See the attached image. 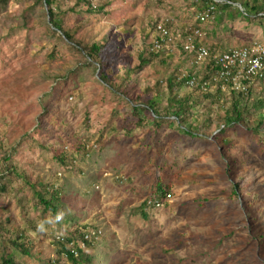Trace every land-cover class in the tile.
Here are the masks:
<instances>
[{
    "label": "rangeland",
    "instance_id": "374dc122",
    "mask_svg": "<svg viewBox=\"0 0 264 264\" xmlns=\"http://www.w3.org/2000/svg\"><path fill=\"white\" fill-rule=\"evenodd\" d=\"M90 1L94 12L75 6V0H54L52 9L76 40L104 44L97 64L112 85L130 76L125 95L100 81L99 69L95 72L85 52L73 50L59 33L51 35L46 7L34 0L0 5V175L12 168L27 173L32 183L39 178L63 187L66 210L77 214V225H92L91 231L100 234L93 249H84L95 256L94 264H264V249L252 238L250 205L234 198L230 187L240 176L254 181L247 194L255 196L256 215L264 211V131L237 126L215 133L217 117L233 99L230 93L210 105L201 99L214 121L201 138L187 137L177 123L155 132L148 113L135 127L129 106L128 97L146 101L159 96L165 104L169 76L200 71L178 45L155 61L141 65L139 59L149 57L156 23H168L176 43L182 42L185 31L196 25L199 2ZM238 1L252 6L256 0ZM236 9L218 8L213 21L200 26L202 44L228 49L264 42V19L254 13L243 19ZM261 89L255 87L250 99H258ZM194 91L183 87L179 95L196 99L201 92ZM75 144H83L85 151L74 152ZM55 149L68 156L66 166L55 159ZM226 158L234 171L226 170ZM158 178L170 186V194L160 207L149 208L147 201L157 200ZM30 190L23 180H12L0 193V220L10 228H28L35 249L41 250L36 259L15 255L18 262L47 264L56 258L51 245L55 224L42 218ZM63 227L74 229L72 223ZM4 243L0 240V251ZM57 264L71 263L62 255Z\"/></svg>",
    "mask_w": 264,
    "mask_h": 264
},
{
    "label": "trees",
    "instance_id": "16d2710c",
    "mask_svg": "<svg viewBox=\"0 0 264 264\" xmlns=\"http://www.w3.org/2000/svg\"><path fill=\"white\" fill-rule=\"evenodd\" d=\"M8 0H0V5L5 6ZM37 4H40L41 7L47 8V18L49 19V24L53 30L49 31L52 33L51 35L60 34L59 39L63 40L64 42L72 45L73 50H77L78 52H85L86 53V60L87 58L92 61V65L94 66L95 72L99 69V79L102 83L111 85L114 92H119L118 94L125 95L124 93V85L126 81L129 79L130 76H126L122 80V83L119 86L112 85L109 82L108 77L103 72V66L101 64H97L96 61L99 51L104 44H96L93 43L91 45L85 44L82 41L76 40L72 35H70L69 31L64 30L63 23L57 17V14L53 12L52 5L54 0H34ZM199 2V7L197 12H204L209 5H215L216 10L219 8L223 9H236L234 8L235 4L241 6L246 13H242L239 9L235 11L243 17V19H250L251 14H256V17L260 13H264V3L260 6L257 4L258 1L256 0L254 5L249 6L247 3L239 2L238 0H221L222 4L214 3L213 1L209 0H197ZM84 5L90 11L94 12V8L91 4L90 0H75V6ZM254 16V15H253ZM264 19V18H263ZM167 26H169L167 24ZM199 26L198 23L193 26ZM189 29L185 31V35H188ZM103 43V42H102ZM179 50L181 52L180 43L177 44ZM204 45V44H203ZM207 46V45H206ZM221 50H214L212 52L217 51H225L226 48H223L218 43L213 48ZM210 48V47H209ZM211 47L210 49L213 50ZM169 53L168 50L163 49L159 52H150L149 50V57L148 59L144 58L143 56H139L141 61V65L145 63H149V61H155V59L159 58L160 56ZM184 53V52H183ZM89 62V60L87 61ZM163 63V60H162ZM96 66V67H95ZM98 66V68H97ZM218 71L211 66H206L200 71H196L194 75L200 81L207 80L210 76L216 74ZM177 71L175 75L169 76L165 80L166 85V95L164 96L165 104H162V100L159 96L154 98H150L149 100L142 101L139 98H129L128 101L132 104L129 105L131 109V114L133 117L137 118V122L134 124L135 127H140L143 124V120L141 119L142 113H148V117L151 120L152 125H154L155 132H158L164 124L172 125L177 123V129L186 135L189 138H201L204 134L203 130L211 125L214 122L209 117V107L205 104H202L201 99H207L209 105L211 103L219 102V99L224 97L226 93H230L232 96V100L227 106V108L223 109V116L217 117V132L220 135L225 132V130L229 128H234L237 126H241L245 128L247 131H264V82L263 81H256L254 82L248 91L247 95L238 94L236 92H228L227 90L223 91L217 88L214 94H208L209 92L197 93L199 96L198 98L194 99L192 94H185L183 96L179 95L180 90L185 87L189 89L185 85V79L179 80ZM261 86L262 92L261 96H259L256 100H251L250 97L253 95L252 92L255 87ZM111 89V88H110ZM161 83H156L155 90L158 95L161 93ZM193 92L195 94L196 89ZM202 107L205 110L204 114H200L199 107ZM252 113H251V112ZM215 140H221V143L225 144L227 141L224 138L215 137ZM81 146V147H80ZM74 152H78L80 149L85 151V147L83 144H75ZM54 157L59 162L61 166H66L68 162V156L62 149H55ZM73 155V154H72ZM70 159H74L71 157ZM224 165L226 170L234 171V167L232 165V161L226 158L224 160ZM4 171V170H3ZM0 175V193H4L7 191L8 186H10L12 180H23L25 184L29 185L30 191L34 195V202L37 208L40 209L41 216L43 219L49 217L53 220L55 224V230L52 234V242L51 245L54 246L55 249V256L56 258L53 260H48L47 264H57L59 262V258L62 255H65L67 260L71 264H94L95 256L93 254L86 255L85 248L93 249L97 244L96 240L98 239V232L91 231L89 226L85 225H77L78 216L74 212H67V200L68 197H64L66 190H63V187L57 186L53 183L43 182L39 178H36L35 182H31L27 173H16L14 169L7 168V174ZM6 175L10 178L6 179ZM254 181L244 180L242 176L236 178L233 181H230L231 187V195L234 198H241L242 202L247 201L250 205L247 210V216L249 218L250 227L252 230V238L255 239L254 241L259 245L261 249H264V211H260V214L257 216L255 213V209H253V204L255 202V196H250L247 194L249 190L252 189ZM162 184L160 178H158L156 183V191L153 194L154 198L159 201H165L167 196L170 194V186ZM64 193V194H63ZM67 198V200H66ZM150 199H153L152 197ZM241 202V203H242ZM262 203L259 204V209H262ZM63 213V215L61 214ZM258 217L257 223L255 222V218ZM72 223L74 229L72 231L65 230L63 226ZM257 224L258 226H256ZM258 227V228H257ZM257 228V229H256ZM28 229V228H27ZM27 229L18 228L13 226L10 228L9 222H3L0 220V240H5L7 244L1 247L0 251V264H21L15 259V255L23 256L25 259H36L38 253L41 250H36L34 247V242L31 238V235L28 233ZM33 231H36V228H32ZM29 230V229H28ZM258 231L257 236L254 237L253 231ZM62 233L61 235L57 234ZM6 233V237L4 236ZM71 245V249L69 248ZM36 250V252H35ZM262 257V256H261ZM263 261V260H262ZM264 262V261H263Z\"/></svg>",
    "mask_w": 264,
    "mask_h": 264
},
{
    "label": "built area",
    "instance_id": "2783aa9c",
    "mask_svg": "<svg viewBox=\"0 0 264 264\" xmlns=\"http://www.w3.org/2000/svg\"><path fill=\"white\" fill-rule=\"evenodd\" d=\"M209 1L222 4L221 0ZM238 9L244 13L240 5H238ZM215 12L216 6L209 5L204 12L197 13L195 21L199 26L189 29L190 34L185 35L180 46L182 51L189 56L196 69L202 70L206 66H211L218 72L205 81H200L193 74L186 75L184 73L180 74L178 79H185V85L188 88L196 89L201 93L219 88L223 91L247 95L254 82H264V42H253L228 48L225 51L212 52L202 44L205 33L200 26L213 21ZM244 15L246 16V13ZM258 16L264 18V13H260ZM167 24L156 23L154 25L156 36L150 45V52L166 49L170 53L177 46ZM161 205L162 202L159 200H149L146 204L149 208H158Z\"/></svg>",
    "mask_w": 264,
    "mask_h": 264
},
{
    "label": "crops",
    "instance_id": "0c3cea01",
    "mask_svg": "<svg viewBox=\"0 0 264 264\" xmlns=\"http://www.w3.org/2000/svg\"><path fill=\"white\" fill-rule=\"evenodd\" d=\"M185 57H186V58H189V56H188V55H186ZM189 59H190V58H189Z\"/></svg>",
    "mask_w": 264,
    "mask_h": 264
}]
</instances>
